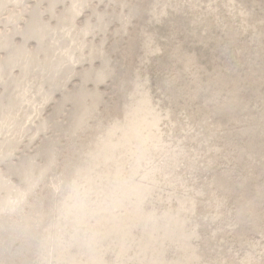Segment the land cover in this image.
Returning a JSON list of instances; mask_svg holds the SVG:
<instances>
[{
	"label": "rangeland",
	"instance_id": "1",
	"mask_svg": "<svg viewBox=\"0 0 264 264\" xmlns=\"http://www.w3.org/2000/svg\"><path fill=\"white\" fill-rule=\"evenodd\" d=\"M0 264H264V0H0Z\"/></svg>",
	"mask_w": 264,
	"mask_h": 264
}]
</instances>
